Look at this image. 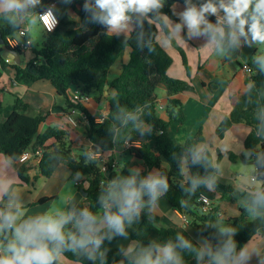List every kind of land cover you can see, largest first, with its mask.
<instances>
[{
  "label": "trees",
  "instance_id": "obj_1",
  "mask_svg": "<svg viewBox=\"0 0 264 264\" xmlns=\"http://www.w3.org/2000/svg\"><path fill=\"white\" fill-rule=\"evenodd\" d=\"M62 1L64 0H50L45 7L52 2ZM204 2L205 0H191V4L197 7ZM86 3L90 6L87 10L84 7ZM180 4L188 5L187 0H162V7L146 16L130 14L131 18L127 24L131 29L127 38L123 40L117 33L110 32L106 26L92 19L95 0H72L71 10L74 17L60 19L58 28L52 33L43 31V42L38 48L31 49L33 57L25 66L8 65L0 54V66L12 73L15 82L26 86L38 81L50 82L57 93L65 97V111H76L87 121L84 137L92 146L74 153L66 131L50 127L39 133L45 117L31 115L28 112L29 105L21 98L15 97L11 106L0 104V154L12 161H18L27 149L35 151L41 148L43 153L38 165L41 177L51 178L60 166H65L71 171V180L74 182L76 174L83 176V180L76 182V187L88 193L85 200L87 205L84 202L73 210L72 217L75 223L85 210L93 216L101 211L103 216L105 211H112L113 202L107 200L111 207L106 210L103 200L107 199L113 181L118 183L119 175L113 154L117 147H123V155L132 157L142 162L148 170H156L158 175L167 177L169 188L162 195L163 199L185 215L190 221V226L212 246L211 255L204 251L203 259L198 261L197 254L203 248L187 232L161 226V218L152 212L149 200L145 197L139 220L133 222L130 227L125 226V235L113 234L109 228L96 233L97 236H102L103 240L100 247L95 250V257L103 246L113 245L122 236L149 247L159 246L154 241V236L164 246L169 241L178 245L177 235H181L194 249L176 247L183 264H202L206 259L213 261L212 257L222 252L229 240L235 245L231 254L234 255L255 237L264 236V202L258 200L260 195H264V184L257 193L237 192L230 186L220 184L216 178L217 166L212 153L198 148L205 142L202 131L184 143H179L170 134L173 123L186 122L184 105L177 96L193 90L189 82L176 80L168 75L173 58L158 42L159 31L162 29L180 52L183 65L189 73L185 52L172 39L164 22V18L177 21L174 7ZM254 4L255 0L245 16L252 14ZM207 18L211 23H217L215 16L209 15ZM3 21L6 20H0V32L7 44V38L16 36L21 30V22L10 24ZM37 21L39 22L38 16ZM220 26L227 34L229 31L227 24ZM245 31L247 33V28ZM207 36L211 37L210 34ZM243 38L247 43H253L250 33ZM27 39L32 40L30 34ZM223 47L224 62L239 57V46L236 44L229 47L227 37ZM17 51L21 53L20 50ZM126 51L130 54L129 62L122 66L121 74L111 80L112 66ZM259 56L264 54L255 53L248 62L253 73L249 80L251 85L246 93L238 94L235 88L230 87L232 111L220 124L218 135L223 138L235 124H246L251 127L252 132L245 140V147L252 152L258 173L263 176L264 181V72L256 63V57ZM160 87L164 88L167 94V119L161 117L158 110L159 97L156 91ZM108 89L117 92L118 100L111 103L109 113L103 117L101 123L96 122L97 117L92 115L85 105L74 102L70 94L71 91L80 90L84 95L92 96L99 101ZM130 116H135L136 119L133 120ZM136 138H142L144 141L136 147L125 146L127 141ZM93 153L108 155L105 157L108 172L103 173L101 159L92 157ZM218 155L221 158V153ZM29 170L27 164L19 168L22 182H29ZM122 174L128 178L132 177L127 171H123ZM146 176L147 171L136 175L137 183ZM212 188L221 192L223 201L236 203L232 196H238V202L242 203H239L237 216L219 218L218 206H215L213 211H203L198 197L202 192L213 196ZM9 195L8 192L5 198ZM48 200L50 199L44 198L39 204ZM5 211L7 210L3 201H0V212ZM221 229L230 231L222 233ZM64 232L66 236L69 232L78 237L80 235L76 226L64 228ZM13 239V229L0 231V246L4 251L8 242ZM51 246L49 244V247ZM90 252H93L91 245L87 249L76 251L65 248L61 255L79 264H99L95 259L88 258ZM140 253L141 251L133 252L126 249L114 250L110 254L118 256L112 264H136ZM154 256L155 252L153 258ZM53 264L61 263L55 260Z\"/></svg>",
  "mask_w": 264,
  "mask_h": 264
},
{
  "label": "crops",
  "instance_id": "obj_2",
  "mask_svg": "<svg viewBox=\"0 0 264 264\" xmlns=\"http://www.w3.org/2000/svg\"><path fill=\"white\" fill-rule=\"evenodd\" d=\"M187 6L183 4L176 5L174 7V14L177 21L164 18V22L172 39L185 52L186 58L188 55L189 57L191 56L190 60L187 58L190 69L189 73L183 65V60L181 59V61L179 58L178 53L180 52L172 45L171 38L162 29L158 35V42L173 58V65L170 67L168 75L173 79L189 82L193 87L192 91L183 92L177 96L184 105L186 122L184 124L178 122L173 123L170 134L179 143H184L188 139L194 138L199 131H202L205 142L200 144L198 148L201 151L208 150L212 153L214 163L217 166V181L222 185L232 187L237 192L247 191L257 193L262 187H249L244 184V182L258 175L252 152L245 147V140L252 132V128L246 124H235L225 133L223 138L219 137L218 129L225 117L229 116L232 111L230 87L235 88L238 94H244L251 85L249 82L250 75L244 71L241 65H247L255 53H261L258 52V49L253 50V47H249L248 44L250 43H247L244 39H238L237 45L240 48L239 57L236 60L224 62L225 53L217 50L216 44L211 42V37L207 36V34H190L186 26L182 28L179 34H175V25L180 23V14ZM31 10L32 7H29L26 12L17 14V16L25 18ZM2 14L7 17L9 16L7 18L9 23H11L10 20L15 22L20 21L18 18L14 20V16L11 13H6L0 8V16ZM221 14L222 12L219 13V16ZM67 15L62 13L59 15V18L64 19ZM21 28H23L22 23ZM130 29V26L127 24L126 28L114 33L127 38ZM184 40L189 41L191 45ZM244 48L251 50V58L247 62L241 63L239 59ZM30 53L31 50L21 53V65L25 66L32 59L33 55ZM129 60L130 54L129 51H126L123 57L118 59L112 66L110 70L111 80L121 74L122 66L127 64ZM233 62H237L239 68H236ZM6 63L8 65H14L11 60L7 62L6 59ZM158 89L165 92L163 98H158V105L163 107L161 109L159 106L158 110L160 116L167 119V94L164 88L160 87ZM6 94L11 95L13 101L8 102ZM15 97L21 98L29 105L28 112L31 115H42L45 117V120L39 128L40 134L50 127H56L68 133V142L74 153L82 148H91L92 144L84 137L87 121L78 114H74V118L78 120V126L72 127L68 124L66 116L71 111H65L66 99L57 93L50 82L38 81L31 86L19 84L14 81L12 73L9 70H3L0 66V104L6 107L11 106L14 103ZM117 100V92L113 89H108L99 101H96L90 96V100L85 104V107L92 115L97 117L96 121H98L101 117L108 115L111 103ZM133 141H138L141 144L144 139L136 138ZM123 149V147H117L113 154L119 175L118 183L128 179V177L122 174L123 171H127L131 176H136L141 172L147 171L146 178L150 174H158L156 170H148L142 162L123 155ZM218 153H221V158H219ZM107 156V154L104 155V157ZM25 164L30 167L28 171L29 182H22L19 177V168ZM38 165L39 162L36 160L27 161L21 158L18 161H12L5 155L0 154V201H3V205L7 211H16L19 209L21 215L16 221L17 226L25 220L36 219L44 215L53 217H56L58 213L72 215L73 210L86 200L82 192L84 189L76 187L77 181L75 180L74 182L71 180L72 173L67 167L60 166L51 178L46 179L40 176ZM59 175L62 176L59 186L51 185L47 189L51 180ZM71 183L73 185H70ZM211 190L213 191V196L208 195L211 197L214 205L218 206L220 212L225 215V219L235 217L239 214V203L242 202H238L237 195L232 196L236 200V203L227 201V204L223 207L222 205L224 203L222 205L220 204L223 202L221 192L213 188ZM8 192L10 195L5 198ZM145 197L149 200V196L146 194L142 197V200ZM44 198H49L50 200L39 204V201ZM60 201L62 202L61 206L58 205ZM84 204L87 205L86 202ZM150 207L152 212L161 218V226L174 228L179 232H187L198 242L206 254H209V250H212L211 244L199 232L186 224L183 219V214L172 208L162 196L159 197L155 205H150ZM117 211L118 207L112 204L111 212L115 213ZM95 217V227L98 229L96 233L108 229L107 223L101 215L97 214ZM138 220L136 218L132 223ZM132 223L130 225L125 223V226L130 227ZM67 225H69L68 227L76 226L73 217L64 225V228H68ZM153 238L160 247H163L157 237L154 236ZM147 248H149L147 245L133 242L122 236L113 245L103 246L99 250L95 260L99 264H112L118 256L110 254L114 250L126 249L127 251L139 252ZM241 252L245 253L244 258H241ZM0 253L2 255L6 254L1 246ZM101 253H103V261L101 260ZM56 260L61 264H79L69 261L61 254ZM226 260L229 264H264V236L255 237L242 250L234 254L233 259ZM213 264H215L214 260Z\"/></svg>",
  "mask_w": 264,
  "mask_h": 264
},
{
  "label": "clouds",
  "instance_id": "obj_3",
  "mask_svg": "<svg viewBox=\"0 0 264 264\" xmlns=\"http://www.w3.org/2000/svg\"><path fill=\"white\" fill-rule=\"evenodd\" d=\"M39 3L40 0H0V8L16 16ZM187 4L188 6L180 14V23L175 25V34H179L184 26L190 34H210L211 42L216 44L219 52L225 51L223 42L226 37L231 47L238 43V36H246L247 33L251 34L253 43L264 44V0H255L250 16H245V13L253 4V0H205L199 7L191 4V0H187ZM84 7L87 10L90 6L86 3ZM94 7L92 19L106 26L110 32H119L127 27V22L131 18L130 14L146 16L160 9L162 0H95ZM220 12H223V17L219 16ZM209 15L217 16L216 24L208 20ZM39 21L49 32L53 31L58 23L51 8L39 16ZM10 22L14 21L10 20ZM32 23H36L35 18ZM223 23L228 26L227 34L220 26ZM256 63L260 70L264 71V56L256 57ZM130 118L136 119L135 116H130ZM193 183L195 185L196 181ZM168 188L167 177L158 174H150L147 178L141 179L139 183L135 176L119 183L113 181L107 199L103 200L106 208L111 207L107 200H111L118 207L115 213L110 210L104 213L103 220L107 223L111 233L125 235V220L131 224L134 218L139 217L140 210L144 207L142 197L145 194L148 195L149 204L155 205L159 197L168 191ZM258 200L264 202V195H260ZM20 215L19 209L15 212L11 210L0 212V231L5 229L14 231V239L8 242L5 249L6 254L0 256V264H53L65 248L76 251L87 249L89 245L92 246L93 252L88 254V258L92 260L96 258L94 253L100 247L103 237L96 235L98 231L95 227L96 217L89 211L81 212L76 220V227L80 232L79 237L71 232L65 235L64 225L72 219L71 214L58 213L56 217L44 215L36 219L25 220L17 226L16 221ZM229 231V229H221L222 233ZM177 241L178 245L170 241L163 247L150 245L138 255L136 264H183L176 247L194 249L192 244L181 235H177ZM49 244L52 246L49 247ZM234 247L235 245L229 240L222 252L214 255L212 259L217 264H229L225 258L233 253ZM204 254V250H200L196 259L202 260ZM209 255H211L210 250ZM100 256L103 261V253ZM240 256L244 258L245 253L241 252Z\"/></svg>",
  "mask_w": 264,
  "mask_h": 264
},
{
  "label": "built area",
  "instance_id": "obj_4",
  "mask_svg": "<svg viewBox=\"0 0 264 264\" xmlns=\"http://www.w3.org/2000/svg\"><path fill=\"white\" fill-rule=\"evenodd\" d=\"M56 6H57V3L56 2H52L48 7L43 8L38 13V20H39V16L41 14H43L47 9L51 8L53 13H54V15H55V17H56V20L58 21V23L54 27L53 31H51V32H49L47 30V28L43 25V23H41L39 21V23L42 26L43 30L45 32H47V33L54 32L58 28V26L60 24V18L57 16V14L55 12ZM220 17H223V14H221ZM216 20H217V17H216ZM28 35H29V31L26 30V29L21 28V30L19 31L17 36H13V37H8L7 38V44L6 45L9 48H11V49L20 50L21 53L28 52V51H30L32 49V46H33L32 40L27 39ZM238 39H244V38H243V36H238ZM9 61H10V59H7V62H9ZM243 69L250 76L253 73L252 68L248 64L244 65ZM70 94H71L72 100L74 102H76V103H81V104L85 105L90 100V96L84 95L83 93H81L80 90L71 91ZM159 106L160 105H158V108H159ZM160 108L162 109L163 107L160 106ZM74 114H78V113L76 111L72 110L71 113L67 114L66 117H67V120H68V124L70 126L77 127L78 126V120L76 118H74ZM103 120H104V118L101 117L96 122L101 123V122H103ZM139 145H140V142L133 141V140H131V141L129 140L125 144V146L127 148L136 147V146H139ZM42 153H43V151H42L41 148H39V149H37L35 151L29 148L23 153L22 158L26 159L27 161L36 160V161L40 162V160L42 158ZM92 157L100 158L101 159V168H102L103 173L108 172V168L105 165L106 159H105L104 156H102L101 154H94L93 153ZM198 201L202 204V209H203L204 212L213 211V209L215 208V205H214L211 197L208 194L204 193V192L200 193V195L198 197ZM108 205H111V204L108 203ZM104 209L107 210L109 208H106V206L104 205ZM218 217L221 218V219H225V215L223 213H221V212L218 213ZM183 219H184L186 224L190 225V221L185 215H183ZM0 256H3V255L0 253ZM202 264H213V261L210 260V259H206Z\"/></svg>",
  "mask_w": 264,
  "mask_h": 264
},
{
  "label": "rangeland",
  "instance_id": "obj_5",
  "mask_svg": "<svg viewBox=\"0 0 264 264\" xmlns=\"http://www.w3.org/2000/svg\"><path fill=\"white\" fill-rule=\"evenodd\" d=\"M50 0H40V3L39 4H37L35 7H32V10H31V12L30 13H28V15L25 17V18H21V17H19V16H14V20H16V18H18V20H20L21 21V23H22V27H23V29H26V30H28L29 31V34L31 35V37H32V40H33V46L35 47V48H38L39 46H40V44L43 42V28H42V26L39 24V22L37 21V16H38V13H39V10H42L43 8H45V6H46V4L49 2ZM71 5H72V0H64V1H62V2H59L58 3V7L57 8H55V12H56V14H57V16L59 17V15L60 14H68L67 15V17L66 18H73L74 16H73V12H72V10H71ZM36 12V13H35ZM6 15H1L0 16V20H6V21H3L4 23H6V22H8L7 21V19H6ZM9 17V16H8ZM35 18V20H36V23L35 24H33L32 23V21H33V19ZM17 22V21H16ZM9 23V22H8ZM11 23H15V21L14 22H11ZM10 23V24H11ZM17 36V35H16ZM121 38L124 40L126 37H123V36H121ZM185 41V40H184ZM185 42H187L188 44H190L191 45V43L189 42V41H185ZM248 46L249 47H253V50L254 49H258V52H260L261 54H264V44H258V43H250V44H248ZM31 55H33L32 54V52L30 53ZM178 55H179V58H180V60L182 59V56H181V54L180 53H178ZM189 60L191 59V56L189 57V55H188V57H187ZM251 58V50L249 49V48H244V49H242V52H241V58L239 59V61L241 62V63H245V62H247L249 59ZM183 60V59H182ZM181 60V61H182ZM234 63V65H236V68H239V64L237 63V62H233ZM114 71H115V68H114ZM264 72V71H263ZM156 93H157V95H158V97H159V99H161V98H163V96H164V94H165V92L164 91H162V90H160V89H157V91H156ZM6 99H7V101L9 102V101H13V98H12V96L11 95H9V94H6ZM248 154V153H247ZM56 178H54V179H52L51 180V184L49 183V186L47 187V189L51 186V185H54V186H59V182L62 180V176L61 175H59V176H55ZM70 185H73V183H71ZM87 183L85 184V187H87ZM62 202L60 201V202H58V205L59 206H61L62 204H61ZM224 203V204H223ZM223 207L225 206V204H227V200H224L223 202H221L220 203ZM98 215H101V217H104L103 215H102V211L101 212H99V213H97ZM96 214V215H97ZM139 219V217L137 218V220ZM133 220H136V218H134ZM125 223L126 224H128V225H130L129 223H128V221L127 220H125ZM69 225H67V227H68ZM215 263L217 264V262L215 261Z\"/></svg>",
  "mask_w": 264,
  "mask_h": 264
},
{
  "label": "water",
  "instance_id": "obj_6",
  "mask_svg": "<svg viewBox=\"0 0 264 264\" xmlns=\"http://www.w3.org/2000/svg\"><path fill=\"white\" fill-rule=\"evenodd\" d=\"M0 45H1L0 54L2 55L4 59H10L11 61H13V64L21 65V53L17 50L9 48L6 45L5 41L3 40L2 35H1ZM94 150L97 151L98 149L94 148ZM75 180L81 181L83 180V176L80 174H76ZM244 184L249 187L261 188L263 187V184H264L263 176L258 173L257 177L249 179L247 182H244ZM82 192L85 197L88 196V193L86 191L82 190ZM226 259H233V255L226 257Z\"/></svg>",
  "mask_w": 264,
  "mask_h": 264
}]
</instances>
